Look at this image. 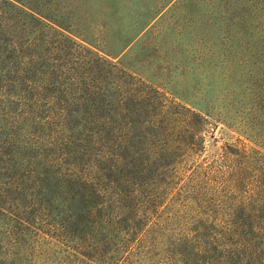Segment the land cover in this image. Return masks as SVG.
<instances>
[{"label":"rangeland","instance_id":"1","mask_svg":"<svg viewBox=\"0 0 264 264\" xmlns=\"http://www.w3.org/2000/svg\"><path fill=\"white\" fill-rule=\"evenodd\" d=\"M26 1L60 25L0 4V32L18 43L21 67L37 68L27 120L3 134L0 155L54 158L77 177L112 155L98 206L111 224L77 225L75 257L49 237L17 246L0 221V260L264 264V0ZM145 84L180 114L163 124L167 150L135 137L142 151L123 161L127 123L138 135L159 109Z\"/></svg>","mask_w":264,"mask_h":264},{"label":"trees","instance_id":"2","mask_svg":"<svg viewBox=\"0 0 264 264\" xmlns=\"http://www.w3.org/2000/svg\"><path fill=\"white\" fill-rule=\"evenodd\" d=\"M30 2L0 0L3 7L13 11L18 17L22 15L28 23L52 29H55L52 23L60 25ZM5 37L0 32V144L7 143L8 139L3 137L5 132L13 137L15 133L11 130L15 129V124L27 120V117L23 116L29 114L26 111L27 96L32 95L30 90L33 88L37 69L32 60L21 67L22 55L19 54L18 43ZM144 86L148 90L142 92L143 100L149 103V106L160 103L159 109L152 116L154 119H150L141 127L138 135L135 134L132 124L127 123L130 136L125 144H117L119 153L114 155L123 161L128 158L126 155L142 151H133V143H128L131 138L136 137L147 144H150L151 140L154 141L153 144H158V140L161 151L167 150L169 129L163 124L172 116L180 114V111H170L164 94L146 84ZM180 108L191 117L195 116L188 108ZM127 114L132 116V112L126 109L125 116ZM47 158L40 155H0V221L5 229L6 239L17 246H22L26 237L32 240H46L49 237L65 246L70 250L69 254L76 257L77 225L91 227L101 221L98 206L103 203V191L108 184L114 182L111 161L115 159L112 155L110 158H98L95 160L94 172L87 171L89 174L83 173L77 177L76 167L72 166L74 168L71 170L65 168L60 172L58 169L64 162L61 164L54 161V158ZM101 222L103 225L111 224L109 219H103ZM2 233L0 232L1 235ZM18 261L17 258L16 262ZM0 263L5 264V259L0 260Z\"/></svg>","mask_w":264,"mask_h":264}]
</instances>
